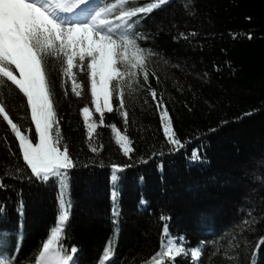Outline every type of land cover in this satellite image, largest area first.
Listing matches in <instances>:
<instances>
[{
	"label": "trees",
	"instance_id": "1",
	"mask_svg": "<svg viewBox=\"0 0 264 264\" xmlns=\"http://www.w3.org/2000/svg\"><path fill=\"white\" fill-rule=\"evenodd\" d=\"M139 23L149 37L139 43L156 53L148 66L160 80L150 75L151 86L167 103L184 147L170 150L146 87L125 93L127 126L114 97V112L106 113L107 125L98 126L90 143L80 118V110L90 105L86 76L77 73L85 84L82 96L71 92L70 81L65 95L55 62L50 79L61 132L77 163L69 173L65 247H78V264H99L111 242L114 264H146L159 251L167 223L172 236L184 237L187 249H203L202 264H264V245L257 243L264 238V0H168ZM192 31L195 37L179 38ZM0 91L14 120L28 126L23 98L8 84ZM113 123L130 137V155L115 143ZM5 124L0 119V176L6 168L14 171L9 161L23 167L22 159L11 155L18 149ZM113 163L128 165L115 182L116 217ZM5 183L1 258L11 255L19 264H33L38 246L56 226L58 189L20 173L5 177ZM21 198L22 216L17 214ZM175 264L194 262L181 256Z\"/></svg>",
	"mask_w": 264,
	"mask_h": 264
},
{
	"label": "snow or ice",
	"instance_id": "2",
	"mask_svg": "<svg viewBox=\"0 0 264 264\" xmlns=\"http://www.w3.org/2000/svg\"><path fill=\"white\" fill-rule=\"evenodd\" d=\"M167 3L168 0H143L142 3L134 0H0V87L8 84L9 91H15L23 98L28 124L25 126L14 120L5 93L0 91V119L6 122V132L11 134L18 149L11 155L23 161V167L9 161L14 171L3 170L0 188L7 187L5 177L12 178L20 173L32 183L58 189L57 223L38 246L33 264H78L79 259L78 247L67 248L63 243L71 215L69 173L77 163L61 132L55 85L50 79V69L55 62H59L65 95L70 81L71 92L82 96L85 84L77 80V73L83 72L86 76L91 104L94 105V109L82 108L90 143L98 126L105 124V114L114 112L113 98L116 97V108L127 126L129 112L125 93L146 87L159 110L162 131L172 146L170 150L178 151L184 147L167 103L149 80L150 75L157 82L160 80V76L155 71L150 72L148 66L149 58L156 53L139 43L149 39L139 31L142 26L139 22ZM195 36V31L179 33V38L183 39ZM247 36L252 38L251 33ZM93 112L99 114L97 119H93ZM109 127L116 133L117 145L125 155H130L133 151L130 137L114 123ZM4 139L7 140V136ZM91 151L97 152L98 148L93 147ZM198 152V149L193 151V159L198 158ZM127 167L126 164L111 165L114 217L119 215L115 182ZM23 211L21 198L17 203V214L22 216ZM4 219L6 205L0 203V220ZM161 219L167 221L170 217L162 216ZM243 223L247 225L249 221ZM183 241L184 237L172 236L165 223L160 249L146 264H175L176 258L181 256H190L194 264H202L197 258L202 256L203 249H187ZM257 243L264 245V238ZM112 256L109 242L99 264H114L110 259ZM0 264H19V261L9 255L0 259Z\"/></svg>",
	"mask_w": 264,
	"mask_h": 264
},
{
	"label": "rangeland",
	"instance_id": "3",
	"mask_svg": "<svg viewBox=\"0 0 264 264\" xmlns=\"http://www.w3.org/2000/svg\"><path fill=\"white\" fill-rule=\"evenodd\" d=\"M79 82H81V83H83L82 81H80L79 80ZM87 89H89L87 92H88V97L90 98V105H88V107L90 108V109H94V105H92L91 104V97H90V87H88L87 86ZM98 115L99 114H97V113H94L93 112V118H98ZM106 115V114H105ZM80 118H81V120H82V122H84L83 121V114H82V109L80 110ZM107 124H106V121H105V124L103 125V126H106ZM110 130L112 131V133H113V135H114V141H115V143H116V133L110 128ZM117 144V143H116ZM118 147H119V145H117ZM120 148V147H119ZM122 151V150H121ZM123 152V151H122ZM227 206H230L229 204H227ZM231 207V206H230Z\"/></svg>",
	"mask_w": 264,
	"mask_h": 264
}]
</instances>
